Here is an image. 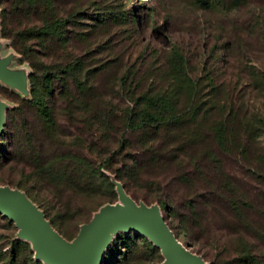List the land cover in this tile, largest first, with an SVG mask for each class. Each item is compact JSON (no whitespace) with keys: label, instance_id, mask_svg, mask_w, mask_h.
Returning a JSON list of instances; mask_svg holds the SVG:
<instances>
[{"label":"trees","instance_id":"obj_1","mask_svg":"<svg viewBox=\"0 0 264 264\" xmlns=\"http://www.w3.org/2000/svg\"><path fill=\"white\" fill-rule=\"evenodd\" d=\"M83 14L71 0H0V37L30 68L28 97L14 94L15 106L5 113L0 145L6 140L10 150L4 161L21 164L26 178L53 185L45 214L73 208L86 212L84 224L115 199L108 173L131 198L128 189L149 178L147 187L155 191L173 189L171 207L187 241L201 240L219 254L230 243L228 256L209 264H264V182H258L264 174L248 166L246 145L256 137L251 131L264 129V115L241 117L232 105L214 102L213 91L198 87L174 50L161 78L165 86L125 90L132 106L118 107L103 93V81L115 83L106 67L86 66L77 46L82 33L67 28ZM136 75L125 70L122 88ZM261 77L264 90V72ZM149 168L159 172L150 177ZM155 179L170 182L163 188ZM75 195L98 202L85 207Z\"/></svg>","mask_w":264,"mask_h":264},{"label":"rangeland","instance_id":"obj_2","mask_svg":"<svg viewBox=\"0 0 264 264\" xmlns=\"http://www.w3.org/2000/svg\"><path fill=\"white\" fill-rule=\"evenodd\" d=\"M71 1L72 5L84 12L76 20L78 23L75 27H71L72 24L67 27L82 33L83 39L77 43L81 52L77 51L82 55L86 66L106 67L104 74L115 83L103 81V93L118 107L132 106L133 101L128 97L127 90L139 92L152 88L154 91L161 85L165 86L166 83L161 78L169 69L168 56L174 50L184 57L185 68L190 77L200 80L198 87H204L202 90L206 92L213 91L214 102L232 105L234 112L241 117L264 115V90L260 87L263 80L261 73L264 72V0ZM102 16L109 18L100 22ZM0 38L5 42L6 60L9 64L7 70L12 73L13 68L24 66L30 72L27 62L20 60L19 55L10 47L9 39ZM71 50L72 48H68L66 51ZM56 54L60 52L56 51ZM128 69L137 74L136 80L131 82L127 79L122 88L119 78ZM27 75L26 79L20 76L22 83L18 81V87H28ZM138 77L141 79L140 83L137 81ZM14 94L19 95L13 89L0 85L3 121L6 111L15 106ZM217 115L218 111L213 109L210 118L215 119ZM2 130L3 126L0 133ZM255 135L254 140L246 139V145L251 151L247 165L253 167L255 173L262 175L264 129L259 127L249 134L251 137ZM2 142L0 189L22 196L42 214L61 239L74 244L84 225L82 218L86 216V212L71 208L63 215L45 214V210L50 212V190L53 185L26 178L21 164L4 161L10 149L8 141ZM103 164L102 162V166ZM118 165L115 163L113 167ZM171 169L163 167L161 171L169 172ZM149 170H152L150 174L153 173L150 177L157 171L153 168ZM108 174L114 185L115 199L97 207L91 217L109 205H122L123 198H130L136 205L155 208L176 240L204 264H209L214 258L228 256L229 242L225 243L228 249L219 254V248H211L201 240L187 241L174 216L175 207H171V200L175 198L173 189L163 187L170 182L169 179H155L163 182L161 187L164 188L155 191L147 187L149 178H143L141 185L128 189L135 194L131 198L122 182L115 179L112 173ZM73 198L77 204L85 207L94 206L98 202V198L93 196L75 195ZM160 201L164 203L161 204ZM164 258L158 246L142 233L116 229L108 233L107 243L102 247L96 264H164ZM0 264L55 263L41 256L33 242L21 234L14 221L0 213Z\"/></svg>","mask_w":264,"mask_h":264},{"label":"water","instance_id":"obj_3","mask_svg":"<svg viewBox=\"0 0 264 264\" xmlns=\"http://www.w3.org/2000/svg\"><path fill=\"white\" fill-rule=\"evenodd\" d=\"M0 108V130L3 126ZM124 205H109L92 216L79 230L74 244L61 239L42 214L19 194L0 189V213L11 218L21 234L32 239L39 254L55 264H96L107 235L113 230L142 231L159 247L164 264H204L174 237L158 211L123 198Z\"/></svg>","mask_w":264,"mask_h":264},{"label":"crops","instance_id":"obj_4","mask_svg":"<svg viewBox=\"0 0 264 264\" xmlns=\"http://www.w3.org/2000/svg\"><path fill=\"white\" fill-rule=\"evenodd\" d=\"M0 38V85H4L10 89H13L16 91L21 97H27L28 96V87L27 86H19L20 76L22 75L23 79H26V75L28 74L27 67L19 66V68H13L12 73L9 72L7 69L9 67V64L6 60V47L5 42H2ZM22 81V79H21ZM20 81V83H22ZM19 88V89H18Z\"/></svg>","mask_w":264,"mask_h":264},{"label":"bare ground","instance_id":"obj_5","mask_svg":"<svg viewBox=\"0 0 264 264\" xmlns=\"http://www.w3.org/2000/svg\"><path fill=\"white\" fill-rule=\"evenodd\" d=\"M122 205H124V201H123V204H122ZM139 232L143 234L142 231H139ZM28 239H30V240L32 241V239H31L30 237H28ZM34 246H35V245H34ZM35 247L39 250V248H38L37 246H35ZM164 257L166 258L165 254H164Z\"/></svg>","mask_w":264,"mask_h":264}]
</instances>
